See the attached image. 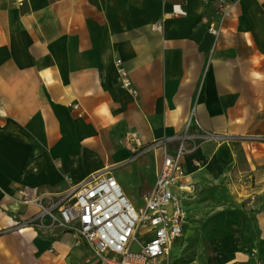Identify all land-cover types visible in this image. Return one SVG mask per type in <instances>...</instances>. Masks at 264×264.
<instances>
[{
  "label": "crops",
  "instance_id": "obj_1",
  "mask_svg": "<svg viewBox=\"0 0 264 264\" xmlns=\"http://www.w3.org/2000/svg\"><path fill=\"white\" fill-rule=\"evenodd\" d=\"M217 1L0 0V264L41 246L47 264L81 260L77 235L40 207L97 173L141 206L134 194L152 188L163 147L180 144L186 202L236 187L254 235L241 261L264 264V147L240 139L264 136V0H225L224 19Z\"/></svg>",
  "mask_w": 264,
  "mask_h": 264
},
{
  "label": "built area",
  "instance_id": "obj_2",
  "mask_svg": "<svg viewBox=\"0 0 264 264\" xmlns=\"http://www.w3.org/2000/svg\"><path fill=\"white\" fill-rule=\"evenodd\" d=\"M217 3L219 17H229L231 7L226 1L218 0ZM172 14L183 16V8L173 5ZM156 29H160V25H156ZM210 30L216 33V30ZM114 66L121 87L136 97L137 91L121 60H115ZM72 108L77 112V117H82L77 105ZM240 139L251 141V144L260 143L264 147V136ZM158 147V143L140 146L135 150L133 158L150 153ZM183 154L181 144L174 152L163 147L161 166L141 206H133L110 173L91 175L84 183L74 187L57 207L54 203L41 206V215L53 217L52 213L56 212L58 226L66 231L75 229V245L85 243L90 248V254L73 264H195L169 261L171 246L181 237L185 225L186 199L181 194L186 190L183 184L186 177ZM20 201L29 203L35 202V199L30 193L24 192ZM31 222H19L15 228L21 230ZM232 264L256 263L246 260L233 261Z\"/></svg>",
  "mask_w": 264,
  "mask_h": 264
},
{
  "label": "rangeland",
  "instance_id": "obj_3",
  "mask_svg": "<svg viewBox=\"0 0 264 264\" xmlns=\"http://www.w3.org/2000/svg\"><path fill=\"white\" fill-rule=\"evenodd\" d=\"M236 176H239L237 174ZM236 187L231 192L223 196L211 195L210 193L198 190L195 196L185 202V225L181 237L171 246L170 262L192 263L195 264H232L233 261H241L253 257L245 242L252 238V234L242 232L247 221L246 206L239 199L241 195ZM138 204L141 205L140 193L134 194ZM226 198L231 201L227 203ZM72 234H76L75 229H70ZM77 235V234H76ZM52 244L59 246L57 241ZM216 247H220L226 259L217 263L218 253ZM224 248H227L225 250ZM79 250L82 254H90V248L87 244H81ZM47 249L38 247L34 253L31 248H23L17 256V259L7 260L5 264H47L44 253ZM75 254V253H74ZM68 255L69 264L74 260L75 255ZM81 255V254H77ZM56 264H67L58 261Z\"/></svg>",
  "mask_w": 264,
  "mask_h": 264
},
{
  "label": "bare ground",
  "instance_id": "obj_4",
  "mask_svg": "<svg viewBox=\"0 0 264 264\" xmlns=\"http://www.w3.org/2000/svg\"><path fill=\"white\" fill-rule=\"evenodd\" d=\"M216 251L218 253V259H217V263H221L226 259V254H223V252L221 251L222 249H220V247H216ZM225 250H227V248H224Z\"/></svg>",
  "mask_w": 264,
  "mask_h": 264
}]
</instances>
